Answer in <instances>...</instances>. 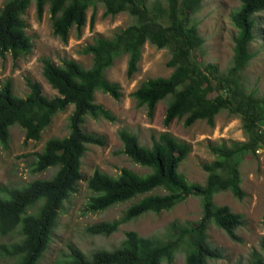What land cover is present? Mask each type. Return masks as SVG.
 I'll return each mask as SVG.
<instances>
[{"label": "trees", "instance_id": "16d2710c", "mask_svg": "<svg viewBox=\"0 0 264 264\" xmlns=\"http://www.w3.org/2000/svg\"><path fill=\"white\" fill-rule=\"evenodd\" d=\"M201 2L7 0L0 8V57L10 55L13 61L29 57L34 50L24 20L32 3L38 20L48 8L52 32L63 42H67L71 29L79 33L86 25L89 8L94 9L89 19L90 27L94 26L97 4L104 8L103 19L124 12L134 17L132 24L115 32L111 38L97 36L82 49L83 54L91 56L89 68L68 58L62 59L60 65L49 58L41 59L42 76L56 91L55 96H46L42 85L30 78H26L29 92L24 97L14 95L10 81L0 88V147L4 150L9 146L11 127L23 130L25 144L39 142L54 117L73 106L67 118V136L47 140L29 165L33 175L55 169L51 178L32 180L21 187L0 185V236L16 232L20 235L11 245H1L0 257L12 259L13 264H38L49 248L60 216L65 213V201L79 191L83 181L90 191L84 214L100 213L131 202L117 218L87 226L86 233L90 236L109 237L122 225L146 214L169 212L191 196L201 198L202 215L195 222L172 223L163 240L127 231L118 246L112 250L97 249L89 259L72 245L65 264H173L179 250L185 252L184 264H208L211 259L223 258L207 240L212 224L232 241H240L236 233L246 224L244 216L235 214L228 206L216 205L214 197L230 192L239 201L244 198L237 157L264 146V95L249 92L243 75L255 58L251 51L257 36L255 15L264 11V0H239L240 7L231 17L238 33L233 40V57L231 66L223 72L197 59L204 40L191 18L199 11ZM146 42L158 50H170L166 66L172 69L169 77L145 80L132 94L138 107L147 108L150 120L157 104L169 98L163 121L165 128L183 118L184 127L201 120L212 125L214 117L222 111L241 121L245 140L211 148L215 160L202 165L207 173L203 185L189 183L178 171L190 152V145L176 140L168 132L158 137L152 135L151 144L145 146L127 129L118 131L121 153L147 170L144 175L128 168H121L116 176L98 168L87 178L82 172L89 146L105 147L107 143L105 136L84 131L86 119L117 121L116 116L96 103L95 94L101 92L115 100L122 98L120 86L107 79V72L118 59L128 55L126 75L132 78ZM213 79L225 87V95L212 99L210 94L216 89ZM156 190L162 193L154 194ZM250 264H264V239L261 251L253 253Z\"/></svg>", "mask_w": 264, "mask_h": 264}, {"label": "rangeland", "instance_id": "374dc122", "mask_svg": "<svg viewBox=\"0 0 264 264\" xmlns=\"http://www.w3.org/2000/svg\"><path fill=\"white\" fill-rule=\"evenodd\" d=\"M7 0H0V8ZM240 7L239 0H202L199 11L192 16V24L197 26L199 35L204 40L203 47L197 52V59L202 63L213 64L220 71H226L231 66L233 57L234 38L237 28L232 24L231 17ZM95 8L96 20L91 28L89 19L93 8L87 11L88 21L78 33L74 28L70 30L67 42L55 36L50 26V14L46 8L43 18L38 20L35 7L32 3L24 16L28 27L27 34L31 37L34 50L29 57H21L13 61L10 55L0 57V88L5 82L10 81L14 95L24 97L29 90L26 78L39 82L43 92L48 97L56 95L42 76L41 59L49 58L60 65L62 59H73L84 68L91 65V56L82 53V49L93 42L97 36L111 38L113 34L125 29L133 23L134 17L128 12L116 17L102 18L104 8L97 4ZM256 31L251 51L255 53L250 66L244 72V82L247 90L257 95H264V11L255 15ZM170 59V50H158L146 42L137 72L128 78L126 75L128 55L118 59L115 65L107 72V79L120 86L122 98L115 100L111 96L97 92L95 101L116 116V122L105 119H86L83 129L106 137V146L90 145L83 158L82 172L87 178L98 168L102 172L116 176L121 168H128L137 174L144 175L147 170L133 164L128 157L121 153L122 143L118 138L120 129H127L138 136L142 145L151 144V136L158 137L161 133L168 132L176 140L190 145L187 158L180 164L178 171L182 173L189 183L203 185L207 173L202 165L215 160L211 148L213 146H230L232 142L245 140L238 118L229 117L224 111L213 119L210 125L206 121H197L190 127H184L183 119L174 120L168 128L163 121L169 98L157 104L153 119H149L146 107H138L133 92L140 84L152 78H167L172 69L166 66ZM215 90L210 98L225 95V87L218 85L213 79ZM73 106L67 111L58 113L52 124L44 131L39 142L24 143V132L21 128L13 126L10 129V142L6 150L0 147V185L21 187L36 179H49L55 169L33 175L29 165L34 161V155L40 153L45 142L51 138L67 136V118L72 113ZM240 159L241 189L244 198L239 201L230 192L218 194L214 202L218 206H228L235 214L243 215L246 224L237 230L239 242L232 241L229 236L215 225H210L207 231L209 244L218 249L223 258L209 260L208 264H250L254 252L261 251L264 239V146L254 152H243L237 157ZM162 193L156 190L154 194ZM90 196V191L83 181L79 191L64 203V211L60 216L57 226L53 230L49 248L38 264H65L69 258V247L80 249L89 259L100 248L112 250L119 245L125 237V232L135 231L141 237H154L159 240L166 239L172 223L182 224L195 222L201 218V198L191 196L169 212L159 214H146L141 218L122 225L118 232L109 237L90 236L86 227L102 221H111L122 214L131 202L114 206L96 214H84L83 209ZM18 232L10 236H0L1 245L9 246L18 241ZM1 252V249H0ZM185 252L179 250L173 264H184ZM0 264H13L12 259L0 257ZM165 264V263H164Z\"/></svg>", "mask_w": 264, "mask_h": 264}, {"label": "bare ground", "instance_id": "6f19581e", "mask_svg": "<svg viewBox=\"0 0 264 264\" xmlns=\"http://www.w3.org/2000/svg\"><path fill=\"white\" fill-rule=\"evenodd\" d=\"M132 220H134V219H132ZM120 243V242H119Z\"/></svg>", "mask_w": 264, "mask_h": 264}]
</instances>
